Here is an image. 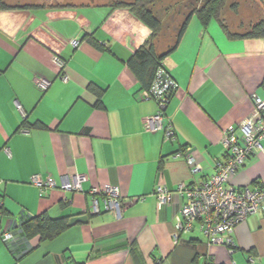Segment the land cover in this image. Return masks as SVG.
I'll return each instance as SVG.
<instances>
[{"label": "crops", "instance_id": "1", "mask_svg": "<svg viewBox=\"0 0 264 264\" xmlns=\"http://www.w3.org/2000/svg\"><path fill=\"white\" fill-rule=\"evenodd\" d=\"M4 3L10 8L0 10V264H264V206L223 235L232 239L226 246L211 243L198 223L175 238L185 199L161 207L155 195L158 186L176 191L209 178L225 158V130L251 115L253 95L264 99V38H235L239 33L224 23L204 26L192 17L163 63L178 85L164 117L176 136L171 142L143 124L158 106L141 98L143 86L127 63L153 32L129 8L91 0ZM153 42L158 53L166 50L165 42ZM36 78L51 82L49 89H38ZM92 86L104 91L102 107ZM186 147L202 167L197 176L175 158ZM76 174L88 177L82 191H63ZM36 175L53 177L58 188L41 193L31 183ZM231 184L264 187V151ZM106 187L118 189L120 212L106 209ZM42 215H85L88 222L52 240L25 239L22 219ZM10 231L14 240L6 242L1 235Z\"/></svg>", "mask_w": 264, "mask_h": 264}, {"label": "built area", "instance_id": "2", "mask_svg": "<svg viewBox=\"0 0 264 264\" xmlns=\"http://www.w3.org/2000/svg\"><path fill=\"white\" fill-rule=\"evenodd\" d=\"M73 45L77 47L78 41ZM54 62L63 69L64 63L55 58ZM63 82H68L66 75L62 76ZM34 84L38 89L46 91L51 82L36 78ZM178 85L167 72L164 64L157 71L156 77L148 90L142 92L143 100H153L158 106L157 114L143 120L145 128L149 131H164L167 141L176 140L173 129L164 125L165 110ZM254 110L251 115L237 126L225 130L223 146L225 158L217 161L214 173L207 179L190 185L182 184L176 191H171L165 186H158L155 192L159 206L163 207L174 202L175 198L182 197L185 203L181 209L180 218L176 226L175 238L181 233L189 232L195 223L199 224L202 233L213 244L231 246L232 239H223V235H230L235 227L245 221L249 216L260 211L264 206V187L254 184L251 187H236L231 184L233 178L245 165L247 160L264 151V99L253 95ZM19 111L22 107L17 104ZM9 154V150H6ZM175 158H184L190 166L194 176L202 172L201 165L197 162L191 148H184L177 153ZM88 177L76 174L67 182L61 184V189L68 192L82 191V185ZM31 183L43 193L46 189H56L58 185L51 176L42 178L33 176ZM2 181L0 180V185ZM107 210L120 212V193L115 187H106L101 191ZM100 193L97 189L93 195ZM92 211L99 213L98 201H93ZM0 234L1 231H0ZM6 242L14 240L13 232L1 235Z\"/></svg>", "mask_w": 264, "mask_h": 264}, {"label": "trees", "instance_id": "3", "mask_svg": "<svg viewBox=\"0 0 264 264\" xmlns=\"http://www.w3.org/2000/svg\"><path fill=\"white\" fill-rule=\"evenodd\" d=\"M227 0H181L183 5L189 6V11L183 15L180 23L173 18L176 29H171V24L163 23L157 12L149 7L154 5V0H135L130 3H118V7L129 8L143 23H145L153 32L149 42L137 50L129 59L127 65L136 75L143 86V90H148L157 74V71L163 65L164 60L178 47L181 42L193 16H197L204 26H208L211 22L221 20L222 10ZM188 2V3H187ZM10 7L0 0V10H7ZM171 21V19H170ZM167 31L172 34L167 35ZM168 39L165 43L167 48L162 53H158L154 40H159L161 35ZM170 34V33H169ZM235 38H264V19L252 26V28L244 34L234 35ZM264 86V84H263ZM91 92L98 96V107H102V97L104 91L96 87H90ZM68 218L51 219L47 215L40 217H26L22 219L20 225V234L27 240L34 236H40L42 240H52L69 229Z\"/></svg>", "mask_w": 264, "mask_h": 264}, {"label": "rangeland", "instance_id": "4", "mask_svg": "<svg viewBox=\"0 0 264 264\" xmlns=\"http://www.w3.org/2000/svg\"><path fill=\"white\" fill-rule=\"evenodd\" d=\"M26 1L41 3L44 6L52 4L53 2V0H24V2ZM134 1L135 0H94V2L112 5H117L118 3H130ZM91 2L93 3L92 0ZM154 2V5L149 8L159 14L160 18L163 19V23L165 22L166 24H171V29L174 26L172 19L175 18L176 22L180 23L183 20V15L189 11L188 4L186 8V5H183L181 0H154ZM262 19H264V0H227L221 14V20L228 27V29L233 33L239 34L248 32L253 25ZM176 27L177 25L173 27V29L175 30ZM171 34L172 33L170 31H167V35ZM168 39L169 38L165 39L162 34L159 37L158 42L161 41L159 43L162 46V42H167Z\"/></svg>", "mask_w": 264, "mask_h": 264}, {"label": "water", "instance_id": "5", "mask_svg": "<svg viewBox=\"0 0 264 264\" xmlns=\"http://www.w3.org/2000/svg\"><path fill=\"white\" fill-rule=\"evenodd\" d=\"M87 222H88V216H85L84 215V216H80V217H75V218H73V219L70 220L69 227H72V226H74V225H76L78 223L85 224Z\"/></svg>", "mask_w": 264, "mask_h": 264}, {"label": "flooded vegetation", "instance_id": "6", "mask_svg": "<svg viewBox=\"0 0 264 264\" xmlns=\"http://www.w3.org/2000/svg\"><path fill=\"white\" fill-rule=\"evenodd\" d=\"M52 1V0H51ZM94 2V0H92ZM61 0H53L52 4H59ZM69 2V1H68Z\"/></svg>", "mask_w": 264, "mask_h": 264}]
</instances>
